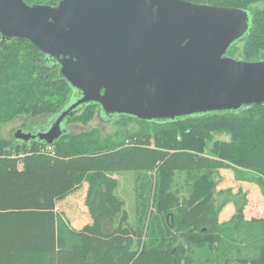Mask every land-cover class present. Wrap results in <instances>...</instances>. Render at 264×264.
<instances>
[{
  "label": "trees",
  "instance_id": "16d2710c",
  "mask_svg": "<svg viewBox=\"0 0 264 264\" xmlns=\"http://www.w3.org/2000/svg\"><path fill=\"white\" fill-rule=\"evenodd\" d=\"M185 1L248 12L246 34L226 55L235 58L241 43L235 59L264 60V0ZM59 67L29 40L0 35V123L19 115L51 118L73 92L79 94ZM98 108L81 105L66 124L87 123ZM119 116L152 127L119 141L70 131L52 145L0 137V264H171L177 254L179 264L186 251H202L203 264H264V218H244L248 195L238 188L234 214L225 225L218 223L228 201L216 207L213 180L216 170L227 168L264 189V104L173 120ZM221 132L230 140L212 142L213 133ZM119 171L135 174V226L111 175ZM177 171L192 179L182 201L171 190ZM83 184L91 223L74 229L55 205Z\"/></svg>",
  "mask_w": 264,
  "mask_h": 264
},
{
  "label": "water",
  "instance_id": "95a60500",
  "mask_svg": "<svg viewBox=\"0 0 264 264\" xmlns=\"http://www.w3.org/2000/svg\"><path fill=\"white\" fill-rule=\"evenodd\" d=\"M0 0V35L24 38L57 59L79 97L46 131L14 139L52 145L78 107L146 121L264 104V60L226 55L250 16L185 0ZM65 123L64 126L62 124Z\"/></svg>",
  "mask_w": 264,
  "mask_h": 264
},
{
  "label": "rangeland",
  "instance_id": "374dc122",
  "mask_svg": "<svg viewBox=\"0 0 264 264\" xmlns=\"http://www.w3.org/2000/svg\"><path fill=\"white\" fill-rule=\"evenodd\" d=\"M239 50L235 52V58L241 55V43L238 44ZM79 97L78 92H73L65 105L69 106ZM99 109V108H98ZM54 117L47 118L40 116L37 118H31L24 115H19L8 121L0 123V137L6 139H14L13 134L18 128H23L25 131L38 133L43 132L48 129L52 123ZM65 123L62 124L64 126ZM70 132L74 134L79 133H94L99 141H119L123 139L126 135L131 133H137L139 131H144L145 129H151L152 125L148 123H141L137 120H133L129 117L112 115L105 116L99 110H95V113L91 120L87 123L81 122H71L66 124ZM215 140L219 141H229L230 136L225 132L213 133L212 142ZM211 142L208 143L206 148V153L209 150ZM241 170V169H240ZM242 171V170H241ZM153 172H147L146 177L154 175ZM112 177L117 179L118 188L117 194L123 199L125 205L124 208L128 212V222L129 224L135 226L137 225V205L139 203V198L135 196L134 185H135V174L132 171H119L111 173ZM154 177V176H153ZM213 180L216 183L215 197H216V207L219 208V204L224 201L227 202L222 208L218 215V223L226 224L234 214L233 199L236 198V191L240 188L242 191L247 193V203L244 208V218L250 220L252 218H264V189L256 184L255 182H250L248 180H243L235 171L227 168H220L215 171L213 175ZM237 178V179H236ZM155 181V179H153ZM192 184V179L189 178L184 172H175V177L171 186L173 195L182 201L186 199L190 193V188ZM86 192V185L80 186L79 190L66 196L63 203H58V207L61 210L60 213L63 218L68 222L69 226L72 227L75 220L81 218L80 221L86 224V221L91 223V217L89 215L88 209L84 204V197ZM146 196V194L144 193ZM146 196L145 202H147ZM78 201V202H75ZM72 203H75L72 205ZM65 205V206H64ZM79 205V207L77 206ZM80 209V212H79ZM153 211V210H152ZM155 211V209H154ZM171 212H175L173 209ZM137 212V213H136ZM84 215V219L82 220ZM176 215V214H174ZM68 216V218L66 217ZM78 217V218H77ZM173 217L167 218V222L172 225ZM162 223V219H160ZM159 222V223H160ZM163 222H165L163 220ZM73 228V227H72ZM134 248V247H133ZM132 248V249H133ZM176 251V246L172 249V253ZM198 252V251H197ZM179 264H203L206 259L203 257V252L191 253L184 252ZM178 254L170 258V261L174 260L171 264H177Z\"/></svg>",
  "mask_w": 264,
  "mask_h": 264
},
{
  "label": "crops",
  "instance_id": "0c3cea01",
  "mask_svg": "<svg viewBox=\"0 0 264 264\" xmlns=\"http://www.w3.org/2000/svg\"><path fill=\"white\" fill-rule=\"evenodd\" d=\"M70 195V194H69ZM66 199V197L63 199V200H65ZM63 200H61V201H57L56 202V205H55V212H57V213H60L61 212V210L59 209V207H58V203H63ZM75 202H78V201H75ZM75 203H72V205H74ZM65 206V205H64ZM78 207H79V205H77ZM79 212H80V209H79ZM81 213V212H80ZM67 218H68V216H66ZM78 218V217H77ZM69 219V218H68ZM84 219V215H83V218H82V220ZM81 220V218H78V219H76L75 220V224L73 223V228L74 229H80L82 226H84L85 225V223L84 222H82V221H80ZM87 223H89L88 221H86V224Z\"/></svg>",
  "mask_w": 264,
  "mask_h": 264
},
{
  "label": "flooded vegetation",
  "instance_id": "af4514ba",
  "mask_svg": "<svg viewBox=\"0 0 264 264\" xmlns=\"http://www.w3.org/2000/svg\"><path fill=\"white\" fill-rule=\"evenodd\" d=\"M35 2H38V0L37 1H35ZM45 2V1H44ZM47 2V1H46ZM51 2H53L54 3V5H56L57 4V2L56 1H52V0H50V3ZM42 3V2H41ZM108 116V115H107Z\"/></svg>",
  "mask_w": 264,
  "mask_h": 264
}]
</instances>
